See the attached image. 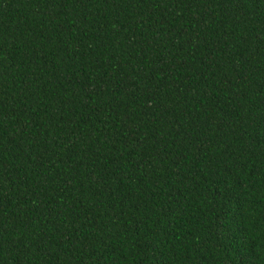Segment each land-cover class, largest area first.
I'll list each match as a JSON object with an SVG mask.
<instances>
[{"label":"trees","instance_id":"trees-1","mask_svg":"<svg viewBox=\"0 0 264 264\" xmlns=\"http://www.w3.org/2000/svg\"><path fill=\"white\" fill-rule=\"evenodd\" d=\"M0 264H264V0H0Z\"/></svg>","mask_w":264,"mask_h":264}]
</instances>
